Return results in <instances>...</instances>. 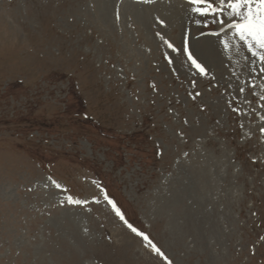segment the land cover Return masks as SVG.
Wrapping results in <instances>:
<instances>
[{
	"label": "rangeland",
	"instance_id": "obj_1",
	"mask_svg": "<svg viewBox=\"0 0 264 264\" xmlns=\"http://www.w3.org/2000/svg\"><path fill=\"white\" fill-rule=\"evenodd\" d=\"M192 7L0 0V264H264V72Z\"/></svg>",
	"mask_w": 264,
	"mask_h": 264
},
{
	"label": "snow or ice",
	"instance_id": "obj_2",
	"mask_svg": "<svg viewBox=\"0 0 264 264\" xmlns=\"http://www.w3.org/2000/svg\"><path fill=\"white\" fill-rule=\"evenodd\" d=\"M189 4L193 5L191 8L193 13L211 17L212 23L221 25V31L227 29L225 35L230 33V40H220L225 51L234 46H242L252 57L260 61L261 71L264 72V0H189ZM231 41H235V44H231ZM168 46L173 47L170 43ZM185 52L188 53L192 66L201 74H206L205 68L193 58L187 48ZM243 91L242 88L241 92ZM261 131L264 132V129Z\"/></svg>",
	"mask_w": 264,
	"mask_h": 264
},
{
	"label": "bare ground",
	"instance_id": "obj_3",
	"mask_svg": "<svg viewBox=\"0 0 264 264\" xmlns=\"http://www.w3.org/2000/svg\"><path fill=\"white\" fill-rule=\"evenodd\" d=\"M177 2V1H176ZM179 2V1H178Z\"/></svg>",
	"mask_w": 264,
	"mask_h": 264
}]
</instances>
